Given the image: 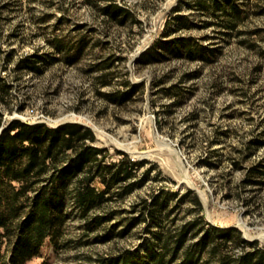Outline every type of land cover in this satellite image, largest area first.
Returning <instances> with one entry per match:
<instances>
[{
    "label": "rangeland",
    "instance_id": "374dc122",
    "mask_svg": "<svg viewBox=\"0 0 264 264\" xmlns=\"http://www.w3.org/2000/svg\"><path fill=\"white\" fill-rule=\"evenodd\" d=\"M231 1L239 17L232 2L228 13L213 9L212 0H0L7 86L0 126L12 119L79 122L93 130L92 144L106 148L105 162L121 151L142 161L124 186L112 182L85 211L66 192L58 233L18 264L139 257L153 232L173 244L181 226L202 216L236 229L226 240H209L194 264H220L222 254L250 249L240 238L264 248V0ZM179 36L212 55L174 54L165 42ZM66 184L69 191L74 177ZM154 197L152 218L143 199L151 204ZM17 209L0 222V264H17L13 248L25 213ZM200 224L175 262L197 247Z\"/></svg>",
    "mask_w": 264,
    "mask_h": 264
},
{
    "label": "trees",
    "instance_id": "16d2710c",
    "mask_svg": "<svg viewBox=\"0 0 264 264\" xmlns=\"http://www.w3.org/2000/svg\"><path fill=\"white\" fill-rule=\"evenodd\" d=\"M231 0H212L213 9L221 8L229 11L228 3ZM241 14V8L234 2L230 3ZM168 49L176 55L185 53L188 57L200 55L209 58L212 48L201 44H193L188 37L179 36L165 42ZM41 59V58H40ZM29 67L36 69L32 63ZM17 63V69L21 68ZM7 86L3 76H0V99H5ZM0 112V124L2 122ZM95 139L93 130L79 122L68 121L55 127L43 123H26L19 119H12L0 131V222L4 219L5 212L24 210V215L18 222L17 242L13 248L12 260L20 263L32 254L44 236L57 234L61 223L59 214L63 205L65 193L69 192L74 198V203L82 210L90 208L94 202L101 201L112 182H120L124 186L128 177L142 161H133L121 151L122 156L113 162H105V149L92 144ZM255 142V140H252ZM260 141V140H259ZM50 172L45 177L42 174ZM74 177V185L67 191L66 182ZM14 182L19 186L15 187ZM131 184L126 190L131 188ZM33 189V193L26 191ZM24 194V199L20 195ZM195 203L202 208L199 197L194 193ZM158 202L156 198L151 204L143 199V207L153 217L157 216L153 205ZM165 203L163 201L159 205ZM152 205V208L151 206ZM203 217V216H202ZM186 223L181 226L173 236V244L169 237L153 232L154 238L143 248L139 257L122 253L109 258H99L96 264H194L196 252L206 247L209 240L217 238L228 239L230 233L236 228H220L211 224L204 218ZM97 216L92 222L97 223ZM200 224L203 234L195 243L197 247L185 250L182 260L175 262L179 249L183 245L187 234ZM132 223V222H131ZM131 223L129 225H131ZM208 224V225H206ZM239 234V232H237ZM250 249L239 255L222 254L220 264H264V248L256 240L244 241ZM194 244V245H195ZM171 249V254L166 258V251ZM215 252V249L211 250ZM46 264V263H42Z\"/></svg>",
    "mask_w": 264,
    "mask_h": 264
},
{
    "label": "water",
    "instance_id": "95a60500",
    "mask_svg": "<svg viewBox=\"0 0 264 264\" xmlns=\"http://www.w3.org/2000/svg\"><path fill=\"white\" fill-rule=\"evenodd\" d=\"M2 128H3V126L1 125V126H0V131H1Z\"/></svg>",
    "mask_w": 264,
    "mask_h": 264
}]
</instances>
